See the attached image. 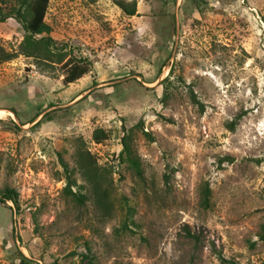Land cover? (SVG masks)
<instances>
[{"label":"rangeland","instance_id":"obj_1","mask_svg":"<svg viewBox=\"0 0 264 264\" xmlns=\"http://www.w3.org/2000/svg\"><path fill=\"white\" fill-rule=\"evenodd\" d=\"M44 19L89 70L65 82L62 62L20 52L21 22L0 20L15 54L0 61V191L17 192L0 201V264H264V0H49ZM127 130L140 174L119 155Z\"/></svg>","mask_w":264,"mask_h":264},{"label":"trees","instance_id":"obj_2","mask_svg":"<svg viewBox=\"0 0 264 264\" xmlns=\"http://www.w3.org/2000/svg\"><path fill=\"white\" fill-rule=\"evenodd\" d=\"M49 0H19V7L11 8L8 11H3L0 8V20L12 16L21 22L25 33L20 42V52L34 56L39 59H47L50 61L62 62L65 67V74L63 80L71 82L82 76L89 70V63L83 58H75L65 49V44H57L52 36L49 35L50 25L45 21L44 16L48 6ZM118 4L123 7L128 13L134 12V7L128 8L122 1ZM15 54L10 51H5L0 46V61L12 58ZM233 127V126H231ZM93 137L95 139H103L107 137V132L97 127L93 130ZM122 148L119 155L124 156L137 173H141L140 162L132 146V136L130 131H126L121 136ZM77 169L84 179L88 182L90 192L95 196L98 204L104 208L108 206L107 201V187H103V179H105L103 172L100 171L96 165L91 153L86 148H79L76 152ZM65 167L66 185L65 190L74 194L76 200L83 201L87 196L84 192H73L71 186L75 183V178L72 176L73 170L69 169L67 164L63 162ZM209 186L206 184L203 187L201 196V204L206 207L209 205ZM17 192L14 188L5 187L0 191V201L10 199L16 202ZM263 231L260 237L264 236V224H262ZM187 235L195 241V245L200 240L197 233L186 229ZM221 264H241L233 258H228L224 255H219Z\"/></svg>","mask_w":264,"mask_h":264},{"label":"bare ground","instance_id":"obj_3","mask_svg":"<svg viewBox=\"0 0 264 264\" xmlns=\"http://www.w3.org/2000/svg\"><path fill=\"white\" fill-rule=\"evenodd\" d=\"M11 112L7 111V110H2L0 109V116H3L4 114H10Z\"/></svg>","mask_w":264,"mask_h":264}]
</instances>
